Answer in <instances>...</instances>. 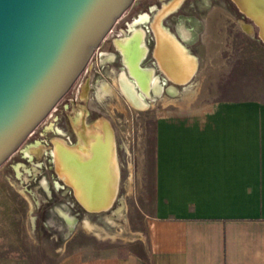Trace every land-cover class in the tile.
Listing matches in <instances>:
<instances>
[{"label": "rangeland", "instance_id": "1", "mask_svg": "<svg viewBox=\"0 0 264 264\" xmlns=\"http://www.w3.org/2000/svg\"><path fill=\"white\" fill-rule=\"evenodd\" d=\"M145 13L148 21L139 23ZM139 27L147 48L140 68L153 70L164 86L153 85L143 99L118 46ZM163 27L175 37L186 34L189 40L173 43L188 45L197 57L186 84L189 92L165 70ZM178 47L173 50L178 58L187 56ZM102 82L107 92L98 90ZM172 98L179 103L264 100V38L235 0H135L130 5L70 91L0 167V264H57L74 250L84 256L116 255L129 248L144 253L146 219L155 198L156 106ZM69 129L72 143L67 142ZM57 144L83 160L97 157L89 174L100 188L102 183L108 188L101 207H92L85 178L65 164L57 169L52 160Z\"/></svg>", "mask_w": 264, "mask_h": 264}, {"label": "crops", "instance_id": "2", "mask_svg": "<svg viewBox=\"0 0 264 264\" xmlns=\"http://www.w3.org/2000/svg\"><path fill=\"white\" fill-rule=\"evenodd\" d=\"M162 33L165 70L189 92L186 84L197 57L188 45L173 43L189 38L183 32L173 36L168 27ZM177 45L187 56L178 58ZM174 99L156 106L155 198L146 219L144 253L129 248L116 255L84 256L74 250L57 264H264V100ZM57 145L69 154L67 166L85 178L90 203H105L106 184L100 188L89 174L97 157L83 160L68 146ZM73 148L86 153L83 146Z\"/></svg>", "mask_w": 264, "mask_h": 264}, {"label": "water", "instance_id": "3", "mask_svg": "<svg viewBox=\"0 0 264 264\" xmlns=\"http://www.w3.org/2000/svg\"><path fill=\"white\" fill-rule=\"evenodd\" d=\"M134 1L0 0V167L70 91ZM235 1L264 38V0Z\"/></svg>", "mask_w": 264, "mask_h": 264}, {"label": "flooded vegetation", "instance_id": "4", "mask_svg": "<svg viewBox=\"0 0 264 264\" xmlns=\"http://www.w3.org/2000/svg\"><path fill=\"white\" fill-rule=\"evenodd\" d=\"M148 19H149V14L145 13V14L140 15L138 21H139V23H146L148 21ZM134 35H136V37H134ZM144 36H145L144 28L143 27H139V28L136 29V31H134L132 33V35L130 37L127 36V37H124L123 40H118V46H119L120 49L124 50L123 48H125V46H127V45H130V47H128V49L132 48L131 51L133 52V55L135 56V63H133V64L131 63L132 65L131 64H129V65H131L134 73L137 76V78L134 77L133 81H134V83L136 85L139 84L138 87H140V89H141L139 95H140V97L142 99L145 96V93H147L149 88L152 87L153 85L154 86L159 85L160 88L164 87L163 83H161V84L158 83L157 76L155 75L153 70L149 71V72H144L142 70L143 68H140L139 63L141 62L142 58L144 57V55L147 52V48H146V46L144 44ZM131 38H133V39H131ZM198 40H199V38H198ZM133 45H135V46H133ZM139 80H140V82H139ZM168 83H169V81L165 82V85H168ZM142 87H144V88H142ZM98 90L99 91L103 90V91L107 92L108 89L106 87V83L102 82V84H101V86L99 87ZM62 127H64V126H62ZM61 130H63V129H61ZM66 135H68L67 136L68 139L66 138L67 142H71V143L74 142V135L72 134L70 129L67 130V134ZM72 136H73V138H72ZM76 145H77V143H74L73 146H76ZM29 151H30V148H29ZM52 159L55 162V165H56L57 169L60 170L61 167H62V164H65L67 166V160L69 159V154H68V152L65 149H63L60 146L56 145V147H54L52 149ZM60 175L64 176L65 179H67L66 174L61 173Z\"/></svg>", "mask_w": 264, "mask_h": 264}, {"label": "bare ground", "instance_id": "5", "mask_svg": "<svg viewBox=\"0 0 264 264\" xmlns=\"http://www.w3.org/2000/svg\"><path fill=\"white\" fill-rule=\"evenodd\" d=\"M133 46H135V45H133ZM132 46V47H133ZM128 47H130V45H127V46H125V48H123L124 50H122L123 52H125V59H126V62H127V65L129 66V68L131 67V65L133 64V63H135V56L133 55V52L131 51V49L129 48L128 49ZM129 61V62H128ZM132 63V64H131ZM129 64H131V65H129ZM130 70H131V72H133L134 73V71H133V69H132V67L130 68ZM134 76H135V78H137V76H136V74L134 73ZM141 78V77H140ZM142 79V78H141ZM136 80V79H135ZM143 80V79H142ZM141 80V81H142ZM137 81V80H136ZM139 82H140V80H139ZM137 83V82H136ZM144 84V83H143ZM139 85V84H138ZM137 85V86H138ZM145 87V86H144ZM144 87H142V88H144ZM27 154H29L30 155V153H27ZM53 160V159H52ZM88 226L89 227H91L92 225L89 223L88 224Z\"/></svg>", "mask_w": 264, "mask_h": 264}, {"label": "built area", "instance_id": "6", "mask_svg": "<svg viewBox=\"0 0 264 264\" xmlns=\"http://www.w3.org/2000/svg\"><path fill=\"white\" fill-rule=\"evenodd\" d=\"M146 32H148L150 36L153 38V35L151 34V28L149 25H146Z\"/></svg>", "mask_w": 264, "mask_h": 264}]
</instances>
